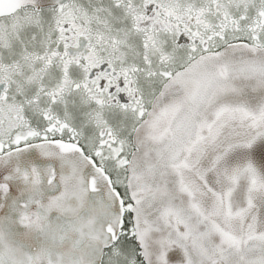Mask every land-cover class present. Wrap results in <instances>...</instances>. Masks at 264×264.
<instances>
[{
    "label": "snow or ice",
    "instance_id": "1",
    "mask_svg": "<svg viewBox=\"0 0 264 264\" xmlns=\"http://www.w3.org/2000/svg\"><path fill=\"white\" fill-rule=\"evenodd\" d=\"M0 264H264V0H0Z\"/></svg>",
    "mask_w": 264,
    "mask_h": 264
}]
</instances>
